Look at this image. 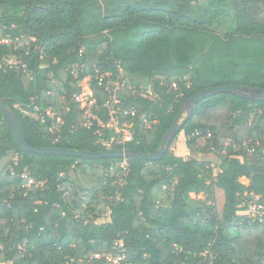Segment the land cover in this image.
Here are the masks:
<instances>
[{"label": "trees", "instance_id": "obj_1", "mask_svg": "<svg viewBox=\"0 0 264 264\" xmlns=\"http://www.w3.org/2000/svg\"><path fill=\"white\" fill-rule=\"evenodd\" d=\"M210 1L0 0V39L12 42L0 45V56L13 54L15 42L26 44L17 53L32 76L0 71V101L23 140L40 148L105 151L114 132L95 120L81 126L83 111L74 99L80 90L68 72L74 63L85 65L79 79L93 67L113 71L118 61L126 77L150 83L158 99L122 97L121 109L132 113L120 121L132 140L112 149L133 153H155L184 103L200 91L264 90V0H233L235 30L226 39L206 27ZM92 91L100 106L105 95L96 82ZM95 114L108 122L103 109ZM180 133L190 153L216 155L217 174L209 162L174 155ZM258 140L264 141L260 96L220 93L199 101L157 161L29 153L0 110V264H87L98 252L115 255L117 239L132 264H201L208 250L212 264H264V221L238 215L251 195L264 199V155L233 151ZM123 160L128 168L118 188L114 174H124L116 166ZM116 193L120 201L111 200Z\"/></svg>", "mask_w": 264, "mask_h": 264}, {"label": "built area", "instance_id": "obj_2", "mask_svg": "<svg viewBox=\"0 0 264 264\" xmlns=\"http://www.w3.org/2000/svg\"><path fill=\"white\" fill-rule=\"evenodd\" d=\"M30 41L35 44L37 41L35 38H30ZM12 44L9 38L0 39V45L9 46ZM26 44L22 43H13L12 51L13 54H4L0 56V71L5 70H21L26 74L29 80H32L31 74L27 71L26 64H24L22 60V55L18 54L17 51L20 47ZM38 49L40 60L43 61L45 58L44 51L40 47L36 46ZM16 51V52H15ZM26 54V53H25ZM114 67L113 71L102 72L99 69L93 67L92 72L85 76L83 79H79L80 75L85 71V65L74 63L71 64L68 68L69 75L76 81V86L80 90L79 94L74 96L76 103L80 106L83 111L81 126L89 128L92 125V121H97L99 127L102 130L108 129L114 132L113 136L109 139V141L103 143L106 150H111L112 147H123L125 143L132 140V133L123 125L124 123L120 121V115H128L132 113V111H123L121 109L122 105V97L125 93L130 92L132 95H136L140 98L147 100H155L158 99V96L153 93L151 85L147 89H140L139 87H131L128 84L126 74L123 70L122 65L118 61H114L112 63ZM44 64L40 65V68H44ZM85 82H88L85 85ZM96 82V85L100 87L105 95V100L99 106L97 104V100L93 96L92 84ZM189 83H187V86ZM103 109L108 116V122L103 124L97 118L95 112ZM46 115L56 123H60V120L55 117V114L50 110H46ZM123 125V126H122ZM55 128H51L50 132L53 133ZM100 133H102L100 131ZM198 136V133L194 134ZM259 150L262 155H264V141L258 140L256 142L246 141L240 144L233 145V151L242 152V153H251L255 150ZM118 168L124 171V174H120V171H117L114 174V182L113 186L118 188L122 187L125 183L128 163L126 160L118 163L116 165ZM114 166L110 167L109 171H113ZM26 176H22L25 178ZM31 181H29V184ZM112 201H120V196L116 193L114 197L111 198ZM55 207H58L55 205ZM109 210L106 211V214L102 217H108ZM238 215L245 217L249 223L258 221H264V199L259 196L251 195L249 199L244 202L238 211ZM113 251H115V255L113 254H103V253H95L94 255L87 257L85 260L87 264H92L93 261H102L104 264H132L127 262V251L124 246V243L121 239H117L113 242ZM204 260L201 264H212L215 260L214 254L208 250L203 255ZM82 259L79 260L81 262Z\"/></svg>", "mask_w": 264, "mask_h": 264}, {"label": "water", "instance_id": "obj_3", "mask_svg": "<svg viewBox=\"0 0 264 264\" xmlns=\"http://www.w3.org/2000/svg\"><path fill=\"white\" fill-rule=\"evenodd\" d=\"M220 93H231L237 96L248 97V98H255L256 96H260V98L264 100V90L255 91L246 88L219 87V88L200 91L194 94L193 96H191L184 103L182 111L175 117L170 128L166 132L161 147L153 154L133 153L126 149H119V150L111 149L102 152H85V151H72L66 149H48V148L34 147L27 144L23 140L19 131L16 118L13 116L12 112L5 106V104L1 101H0V110L6 115L7 120L12 129V134L18 146L22 150L29 153H33L37 155H69L73 157L86 158V159L113 158V159H141V160L144 159L150 161H157L164 155V153L170 147V143L172 139L182 130L186 121L191 117V113L193 112L197 103L205 98ZM184 110L187 111V114L184 117V119L181 121Z\"/></svg>", "mask_w": 264, "mask_h": 264}, {"label": "rangeland", "instance_id": "obj_4", "mask_svg": "<svg viewBox=\"0 0 264 264\" xmlns=\"http://www.w3.org/2000/svg\"><path fill=\"white\" fill-rule=\"evenodd\" d=\"M207 16L205 17L206 27L208 31H210L214 36L220 39H226L234 34L235 30V11L233 6V0H211L207 5ZM84 49V48H83ZM188 81V77L185 78ZM128 84L131 87H139L140 89H147L150 85L148 81L139 79V78H129L127 77ZM88 82H85L87 85ZM138 85V86H137ZM187 111L184 110L182 114V119L186 116ZM180 121V122H181ZM125 125V123L123 124ZM122 125V126H123ZM179 139V140H178ZM180 142L179 144H184L183 134L180 133L175 142ZM175 144V146H176ZM185 159L194 158L200 162H209L215 174L218 173V160L216 155L212 152L210 153H198L193 154L185 150V154H182ZM70 175L73 176L72 172ZM240 183L243 185H248V181L246 179H240ZM205 200V197L202 198ZM106 217H102L98 222H103Z\"/></svg>", "mask_w": 264, "mask_h": 264}, {"label": "crops", "instance_id": "obj_5", "mask_svg": "<svg viewBox=\"0 0 264 264\" xmlns=\"http://www.w3.org/2000/svg\"><path fill=\"white\" fill-rule=\"evenodd\" d=\"M184 138V136H183ZM179 140V139H178ZM180 142L178 141L177 144L176 142L172 145L171 150L173 151L174 155L180 158L185 159L182 154H185V150L187 149L186 145H185V139H184V144H179ZM176 144V146H175ZM187 151L190 154V151L187 149Z\"/></svg>", "mask_w": 264, "mask_h": 264}]
</instances>
